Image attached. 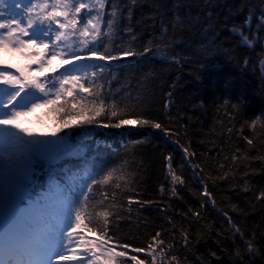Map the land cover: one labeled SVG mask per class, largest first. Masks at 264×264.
Here are the masks:
<instances>
[{
	"label": "trees",
	"instance_id": "trees-1",
	"mask_svg": "<svg viewBox=\"0 0 264 264\" xmlns=\"http://www.w3.org/2000/svg\"><path fill=\"white\" fill-rule=\"evenodd\" d=\"M113 7L118 22L110 36L96 39L100 51H151L107 64L86 62L77 82L81 92L41 111L57 114L52 109L59 105L75 111L94 101L89 93H99L106 105L115 100L165 131L61 129L34 111L26 128L49 139L65 137L64 150L76 154L37 164L31 196L49 191L54 180L65 189L71 203L64 211L70 212L92 174L99 179L118 169L123 179L114 176L90 193L94 211L110 213V234L146 248L159 232L165 258L177 257L172 264H264V0H109L102 32ZM87 12L78 18H89ZM84 39L78 32L69 36L70 56L92 57ZM0 59L26 65L12 52H0ZM94 64L104 65L103 72ZM56 70L54 63L41 71L45 87H52ZM173 172L183 183L173 182ZM129 254L151 264L145 253Z\"/></svg>",
	"mask_w": 264,
	"mask_h": 264
},
{
	"label": "snow or ice",
	"instance_id": "snow-or-ice-1",
	"mask_svg": "<svg viewBox=\"0 0 264 264\" xmlns=\"http://www.w3.org/2000/svg\"><path fill=\"white\" fill-rule=\"evenodd\" d=\"M108 2L109 0H89L88 3L82 0H0V9H8L7 14L0 10V52L18 53L36 63L37 70L42 71L46 65H51L52 60L64 56L59 42H64L65 48L70 49L67 43L69 36H75L78 32L81 37H89L81 41L82 46L91 45L90 55L106 64L149 53L150 47H145L142 53L134 51L131 47L122 48L116 54L108 48L100 51L96 39L102 35L110 36L118 22V10L113 7L105 22L108 31H101L100 24ZM83 9L88 10L89 18L81 27H77L83 19L82 16L78 19ZM92 11H95V16L91 15ZM53 36L55 39H52ZM49 44L52 45L50 59H43V51H30L33 48L47 50ZM80 58L81 54L73 51L64 62L72 63ZM0 65L6 66L0 67V216L3 224L0 229V264H145V260L137 255H130V252L145 253V259L151 257V264H172L176 261V256H171L170 260L165 258V249L162 247L164 241L160 239L159 232L147 242L146 248L133 247L115 232L110 234L107 219L109 212L94 211L95 205L90 203V193L93 192L94 186L108 185L114 176L116 179H123V173L117 175L120 172L118 169L103 172L99 179L92 174L91 182L83 186L81 198L74 202L75 206L70 212H65L64 209L71 201L65 195V189L54 180L50 182L48 193L38 199H32L34 167L40 162L54 165L65 156L76 153L73 150H64V145L67 144L65 137L49 139L43 135L37 136L28 128L21 127L20 119L38 108L56 105L65 91L69 94L72 91L64 88L69 78L74 84L80 78L66 70V74L57 77L60 81L59 88H56L55 84L45 87L31 72V64L21 66L0 59ZM92 67L99 68L101 72L104 70V65L94 64ZM7 68H13L15 72L8 71ZM96 75V72L92 73L93 77ZM80 87L83 88V84H80ZM28 88L37 89L42 95L26 91ZM54 89L53 99L50 93ZM89 95L95 97L94 101L75 111L65 110L66 105L52 109L57 114L65 110L60 116L61 129L72 126L81 129L97 126L131 131L150 127L165 131L161 123L150 117L145 118L135 110L128 111L115 100L111 105H106L105 98L99 93ZM65 116L80 119L72 125L69 120L64 119ZM52 135L56 136V133ZM252 142L251 139L248 140L249 144ZM185 151L187 152V149ZM169 166L171 167V164ZM172 180L174 183H183L174 172ZM115 187L120 188L121 185L116 183ZM124 187L127 188L128 184ZM115 195L113 193V197ZM261 197H264V192H261ZM131 203L132 200L129 199V204ZM116 215L119 216V213ZM85 230L91 232L92 237L85 235ZM236 231L239 232V228ZM187 242L185 237V243ZM249 250H253L251 244Z\"/></svg>",
	"mask_w": 264,
	"mask_h": 264
},
{
	"label": "rangeland",
	"instance_id": "rangeland-1",
	"mask_svg": "<svg viewBox=\"0 0 264 264\" xmlns=\"http://www.w3.org/2000/svg\"><path fill=\"white\" fill-rule=\"evenodd\" d=\"M82 2H85V1L82 0ZM88 2H89V0H88L87 2H85V3H88ZM0 10H3V11L6 10V11H4V12H5V14H7V11H8L7 8H5V9H0ZM62 19H63V18H61V20H62ZM78 19H79V18H78ZM87 19H88V17H87V18H84V17H83V19L80 21V23H78L77 27H81L83 23H86ZM93 22L95 23V21H93ZM54 27H55V25H54ZM65 31H67V30H65ZM60 43H61V47L65 48L64 42H60ZM67 43L69 44V41H68ZM69 45H70V44H69ZM51 47H52V45L49 44V49H47V50L43 49V52H45V56H44V57H45V58H44L45 60L51 58V52H50ZM37 50H38V49L33 48V49H31L30 51H32V52H37ZM13 54H14L15 56L17 55V56L21 57L20 54H18V53H13ZM26 59H27V58H25V60H26ZM63 59H64L63 57L58 56L55 60H52V63H54V62H61V60H63ZM65 59H66V58H65ZM27 60H29V59H27ZM91 61L94 62V63L98 62V60H97L96 58H92ZM63 62H64V60H63ZM84 62H85L84 60L79 59V60H74L72 63H65V65H59V66L57 65L58 68H57V72H56V75H55L56 79H55V81H54V83H53V84H55L56 88H59V87H60V81L57 80V77H62L63 74H66V70L71 71V74H72V75L77 76V77L80 78V76H81V74H82V66H83ZM28 64H31V65H32L31 61H29ZM36 74H42V73H41L40 71L36 70ZM43 77H44V76H43ZM64 88H65V89H72V91H71L70 94H69L67 91H65L64 94H63V95L57 100L58 102H60L61 100H62L63 102H66L67 99H71V98L74 97V95H75L76 93L81 92L80 87L77 85V83L74 84V83L71 81V78H69V81H68L67 83L64 84ZM50 97L53 98V99L55 98V90L53 91V93H50ZM41 108H43V107H41ZM41 108H38V109H36L35 111L39 114L40 117L43 118L42 120H44V121H46V122H49V123H57V124H61V120H60V118H58L57 114L52 113L51 115H46V114L44 115V114L42 113V111H41V110H42ZM72 111H74V110H72ZM33 112H34V111H33ZM31 113H32V112H28L27 115L21 117V119H20L21 127H24V126H23V123H24L25 121H28L27 118H28L29 115H31ZM63 114H64V113H63ZM64 119L69 120V122L72 124V123L77 122V120L79 119V117H71V118H70V117H68V116H65ZM33 172H35V169H34ZM33 174H34V173H33Z\"/></svg>",
	"mask_w": 264,
	"mask_h": 264
},
{
	"label": "bare ground",
	"instance_id": "bare-ground-1",
	"mask_svg": "<svg viewBox=\"0 0 264 264\" xmlns=\"http://www.w3.org/2000/svg\"><path fill=\"white\" fill-rule=\"evenodd\" d=\"M97 59V58H96ZM117 63H120V62H117ZM8 71H13L15 72V70H11V69H7ZM2 221V216H0V222Z\"/></svg>",
	"mask_w": 264,
	"mask_h": 264
}]
</instances>
